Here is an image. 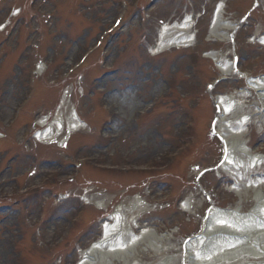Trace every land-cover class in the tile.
Here are the masks:
<instances>
[{"label":"rangeland","instance_id":"374dc122","mask_svg":"<svg viewBox=\"0 0 264 264\" xmlns=\"http://www.w3.org/2000/svg\"><path fill=\"white\" fill-rule=\"evenodd\" d=\"M218 1L0 0V24L11 7L21 10L11 27L0 31V264H78L81 251L101 238L104 214L138 197V227L150 226L158 234L176 231L166 248L172 249L167 254H174V263L180 264L177 249L200 231L208 207L237 206L239 198L230 189L234 185L226 172L213 168L196 180L200 170L214 167L223 154V144L210 134L213 96L245 88L242 79L223 80L211 97L207 95L205 84L219 71L211 59L199 56L196 73L191 75L193 54L216 47L205 40ZM224 1L226 21L248 15L234 43L225 42L222 52L230 58L234 44L240 70L250 76L264 73V46L249 42L255 33L264 35V0H257L252 10L254 0ZM188 15L198 16L192 47L149 53L161 24L180 22ZM117 16L121 22L108 33ZM39 65L44 68L40 83L30 87L27 77ZM161 98L134 125L133 116ZM237 100L242 104L237 113L244 117L261 105L254 92ZM102 105L112 111L110 122ZM71 108L86 120V127L68 141L63 139L65 126L63 135L46 143L39 141V133L26 144L20 142L39 112L53 115L59 109L58 117L65 120ZM184 109L193 115L190 131L180 127ZM18 110L22 111L16 117ZM257 119L255 115L244 129L239 145L248 152L238 159L264 154V118L259 124ZM179 132L185 141L177 139ZM189 137L194 140L187 141ZM147 140L151 145L145 149ZM180 147L170 161L162 157ZM77 159L84 165L73 166ZM236 162L242 170L243 164ZM47 173L55 174L48 182ZM242 173L240 210L248 212L255 196L254 189L245 184L256 176L251 171ZM56 192L66 201L59 203ZM187 199L191 208L185 212L182 205ZM81 207L84 216L78 220ZM139 230L134 227L135 232ZM220 244L209 241L203 255ZM129 260L128 264L135 260L156 264L159 258L147 251Z\"/></svg>","mask_w":264,"mask_h":264},{"label":"bare ground","instance_id":"6f19581e","mask_svg":"<svg viewBox=\"0 0 264 264\" xmlns=\"http://www.w3.org/2000/svg\"><path fill=\"white\" fill-rule=\"evenodd\" d=\"M222 11L223 4L221 3L218 5L211 25V32L220 41H224L227 28H233V24L220 23ZM217 26L227 28L220 30ZM193 27L194 21L189 16L185 17L181 23H164L158 30L159 39L156 46L152 48V50L154 49L153 52H162L171 47H188L193 43L194 35L190 33ZM259 41L264 44V37ZM217 62L222 77L243 78L245 80L243 90L234 92L235 94L220 95L215 100L220 109L216 119V129L225 146L224 158L219 169L225 171L229 176H233L236 172L235 180L239 182L230 189L237 195H241L243 189L240 188L242 183L239 177L243 176V173L238 169L239 166L236 161L243 164L240 167L243 168V171L256 173L264 164V156L250 155L249 160L245 159L244 156L240 159L237 158L246 153L244 148L239 145V141L240 134L243 133L244 128L249 123V119H246L248 116L244 117V115L237 113L239 107L242 106L237 97H246L252 92L250 90H255L259 100H264V75L252 77L245 72L234 71L230 66L231 64L222 58H218ZM65 97L64 99L67 98ZM66 103L67 101H65ZM262 106V111H264V103ZM73 111V114L71 112L68 114L67 119L64 120L62 116L58 117L48 124V130L38 132L39 141L46 143L53 137L63 135V132L67 131V136L63 138L66 140L73 133L81 131L83 124L76 119V109ZM48 120L49 117L45 116L41 124ZM65 126L66 130L64 129ZM146 139L151 141L149 137ZM148 140L143 145L145 149L151 145ZM263 184V179H257L254 184L251 181H248L247 185L245 184V187L254 189V196L257 197L255 201L258 204L248 212L241 213L239 211L240 204L231 209L212 206L213 208H210L207 217L204 219L201 231L182 242L181 247L177 249L179 254H176V257L181 258L184 264H223L224 262V264H264V191L261 189ZM258 197L260 198L258 199ZM140 201V198L133 199L128 206H116L106 218L101 239L81 252V264H118L121 259L125 264H128L129 257L134 253L137 254L138 246H142L147 251L153 250L156 258H159L156 264H175L174 254H167L172 252L170 248H166L168 243L164 239L167 234L157 235L150 226L141 228L140 232H133L138 217L135 210ZM183 204V207L190 211L191 200L187 199ZM100 206H104L103 203ZM209 241L210 244L218 242L221 244L219 247L210 249L209 255L205 256L203 249ZM225 242L226 244H224Z\"/></svg>","mask_w":264,"mask_h":264}]
</instances>
